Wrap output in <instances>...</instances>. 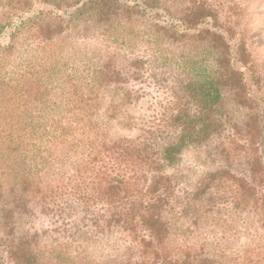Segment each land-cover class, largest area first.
Returning <instances> with one entry per match:
<instances>
[{"label": "trees", "instance_id": "obj_1", "mask_svg": "<svg viewBox=\"0 0 264 264\" xmlns=\"http://www.w3.org/2000/svg\"><path fill=\"white\" fill-rule=\"evenodd\" d=\"M224 10L221 0L1 1L6 262L264 264V97L252 96L259 72ZM146 95L158 116L136 127L125 107ZM164 126L179 135L156 150ZM213 134L226 169L180 193L163 165Z\"/></svg>", "mask_w": 264, "mask_h": 264}, {"label": "rangeland", "instance_id": "obj_2", "mask_svg": "<svg viewBox=\"0 0 264 264\" xmlns=\"http://www.w3.org/2000/svg\"><path fill=\"white\" fill-rule=\"evenodd\" d=\"M2 0H0L1 3ZM224 7V13L231 25L230 29L233 30L234 40L242 37L245 40L249 57L259 72L261 87L252 84L250 89L253 91L252 96L256 99L264 97V0H221ZM18 11V10H17ZM21 13H18L19 15ZM27 14L31 15L30 12ZM13 17L12 21L19 22L26 17V14L21 17ZM233 40V41H234ZM3 41V40H2ZM240 65V64H238ZM237 69H242L239 66ZM251 81V82H250ZM150 94H152L150 92ZM146 98L141 99L136 105H128L125 111L129 112L136 120V127H145L148 121H152L156 116V109L149 111L147 107L153 108L152 104ZM260 111H262V123L264 121V103H260ZM216 114V118H217ZM167 119V118H166ZM220 120V119H219ZM169 121V120H168ZM167 125H170L169 122ZM230 124L224 122V131L221 135L230 131ZM161 131L163 133L151 140L153 147L159 150L162 146L175 141L179 135L176 127L164 126ZM140 133L139 129H133L129 133ZM117 133H128L125 130L117 131ZM220 135V138H221ZM219 135L213 134L207 141L201 143H192L184 147L183 151L178 156L177 160L171 164L163 165V171L174 179L177 183L178 191L181 193L184 190H191L198 183V181L210 172H214L219 168L226 169V164L220 155L219 148ZM260 144H264V133ZM264 159V152H263ZM232 172L242 171L243 168L232 167ZM262 191H264V182ZM0 264H9L6 262L4 253L0 252Z\"/></svg>", "mask_w": 264, "mask_h": 264}]
</instances>
